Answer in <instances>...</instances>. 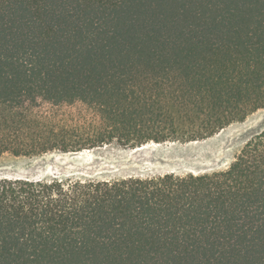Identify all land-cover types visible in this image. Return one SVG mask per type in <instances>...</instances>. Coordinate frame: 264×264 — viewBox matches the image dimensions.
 Returning a JSON list of instances; mask_svg holds the SVG:
<instances>
[{"label":"trees","instance_id":"trees-1","mask_svg":"<svg viewBox=\"0 0 264 264\" xmlns=\"http://www.w3.org/2000/svg\"><path fill=\"white\" fill-rule=\"evenodd\" d=\"M264 109V0H0V157L192 143ZM0 264H264V128L224 171L0 178Z\"/></svg>","mask_w":264,"mask_h":264},{"label":"rangeland","instance_id":"rangeland-1","mask_svg":"<svg viewBox=\"0 0 264 264\" xmlns=\"http://www.w3.org/2000/svg\"><path fill=\"white\" fill-rule=\"evenodd\" d=\"M264 128V109L226 127L211 138L192 143L149 144L136 150L108 145L77 154L0 157V178L110 181L174 174L224 171L247 140ZM80 157V158H79Z\"/></svg>","mask_w":264,"mask_h":264},{"label":"bare ground","instance_id":"bare-ground-1","mask_svg":"<svg viewBox=\"0 0 264 264\" xmlns=\"http://www.w3.org/2000/svg\"><path fill=\"white\" fill-rule=\"evenodd\" d=\"M82 155H83V153H82ZM80 158V157H79Z\"/></svg>","mask_w":264,"mask_h":264}]
</instances>
